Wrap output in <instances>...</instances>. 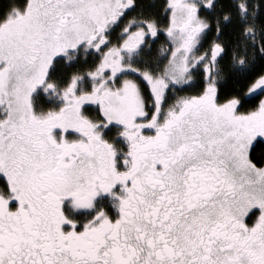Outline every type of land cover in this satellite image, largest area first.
<instances>
[{"label": "snow or ice", "instance_id": "snow-or-ice-1", "mask_svg": "<svg viewBox=\"0 0 264 264\" xmlns=\"http://www.w3.org/2000/svg\"><path fill=\"white\" fill-rule=\"evenodd\" d=\"M0 264H264V0H0Z\"/></svg>", "mask_w": 264, "mask_h": 264}]
</instances>
